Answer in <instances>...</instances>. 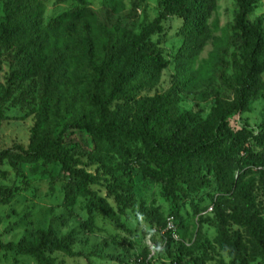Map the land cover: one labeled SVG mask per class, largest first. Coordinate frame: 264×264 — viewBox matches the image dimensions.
<instances>
[{
    "label": "rangeland",
    "instance_id": "374dc122",
    "mask_svg": "<svg viewBox=\"0 0 264 264\" xmlns=\"http://www.w3.org/2000/svg\"><path fill=\"white\" fill-rule=\"evenodd\" d=\"M12 0L0 1V15L5 16V5ZM44 9L46 27L61 26L50 40L48 51H63L66 57L67 80L61 86L70 100L86 103L89 85L81 82L83 48L78 37L66 30L70 24L80 28L84 23L92 24L99 56L103 57L106 38L103 33H140L152 23L165 8V0H35ZM81 12L79 16L76 13ZM238 0H217V9L209 20L210 38L193 61L179 67L177 55L183 45L182 22L178 18L164 21V31L152 37L171 65L162 73L160 84L145 90L124 103H135L147 97L163 94L177 87L180 104L177 112L183 115L198 113L208 121L217 107L218 100L233 99L234 92L223 82L226 76L234 83L235 64L243 63L241 47L244 41L238 30ZM264 19V0L255 6L250 22L258 17ZM0 64V108L4 111L0 128V153L11 150L15 167L8 159L0 157V239L5 243L32 241L40 229H50L59 239L70 240L73 255L55 252L50 257L58 264H135L138 256L143 264H195L199 259L204 264H264L257 258L247 227L243 225L236 208L241 202L238 195L232 198L219 192L215 174L204 168L200 178L205 187L190 197H182L179 208L168 197L163 184L145 178L134 166H128L114 176L92 186V190L106 198L119 213L116 222L91 205L90 198L76 196L69 204L67 185L69 179L62 173L59 164H43V161L26 163L19 158L18 147L28 149L33 129L45 101V79L43 74L28 81H12V75L23 68L26 59L16 49H2ZM264 80V73L262 75ZM67 105L66 101L63 104ZM117 104L114 105V107ZM65 107V106H64ZM66 118L59 127L51 124L49 135L56 140ZM232 129H248L254 135L264 131V92L251 103L248 111L237 113L228 119ZM46 124L43 125L45 130ZM64 147L81 158L88 171L102 173L96 163L95 145L92 136L85 130H68L63 138ZM248 147L254 155L264 150L255 142ZM114 159V165H119ZM247 173L243 185L249 188L254 202L255 214L264 222V166L253 157L243 162ZM124 177L133 188V203L129 209L119 212L110 196L109 184ZM232 201L236 205L227 204ZM242 213H246L241 203ZM179 212V214H178ZM157 213L166 220L161 227L152 222L150 216ZM158 216V217H159ZM231 241H240L241 261L234 260L216 243L220 226ZM171 224L174 225L171 228ZM0 264H39L31 256L15 252L0 251Z\"/></svg>",
    "mask_w": 264,
    "mask_h": 264
},
{
    "label": "trees",
    "instance_id": "16d2710c",
    "mask_svg": "<svg viewBox=\"0 0 264 264\" xmlns=\"http://www.w3.org/2000/svg\"><path fill=\"white\" fill-rule=\"evenodd\" d=\"M258 2L238 0L237 23L244 41L241 47L243 63L235 64L234 83L223 76L224 84L234 96L231 100H218L208 121H203L201 115L194 112L178 114L180 95L176 86L163 94L140 99L135 105L124 101L135 99L145 90L155 89L163 71L171 65L152 40L153 36L163 33V23L169 18H178L182 22L184 41L177 55L178 66L193 63L210 38L209 20L217 9V0H165L164 11L139 34L122 30L117 34L103 33L106 38L101 50L103 57L99 56L92 24L86 22L80 28L76 24L68 25L66 30L78 37L84 51L77 73L81 82L89 85L86 103L70 100L61 91L68 79L66 57L63 51H48L61 20L53 22L56 26L46 27L43 6L35 0L7 2L5 16L0 15V64L1 50L14 48L26 62L22 69L13 73L11 80L28 81L43 74L46 87L45 101L29 148L18 147L19 158L26 163L59 164L69 179V204L76 196L90 198L94 208L118 223L119 213L91 188L107 176L134 165L145 178L163 184L166 195L179 208L182 197L188 198L206 186L200 176L204 168H209L217 178L221 194L230 198L238 195L246 213H242L241 203L236 211L257 249L255 256L264 259V222L255 214L249 188L243 185L248 175L242 172L243 162L250 157L264 166V151L254 155L248 147L249 143L255 142L264 150V131L254 135L248 129L237 130L228 125L231 116L248 111L251 103L264 92V19L260 16L250 22ZM80 14L78 12L76 16ZM67 112H72V116L54 140L48 133L51 124L59 127ZM3 120L4 111L0 108V128ZM68 130H85L92 136L94 158L102 173L88 171L81 158L64 147L63 138ZM0 157L16 166L11 150L0 153ZM115 158L120 160L118 166L114 165ZM128 175L126 173L109 184L110 196L119 212L129 209L133 203L132 185L124 180ZM227 204L236 205L232 201ZM158 216L152 213L150 220L165 227L166 220ZM225 227L222 223L216 243L234 260L241 261L240 241L228 239ZM0 251L31 256L39 264H58L50 257L55 252L73 255L70 240L59 239L53 228L40 229L32 241L5 243L0 239ZM195 264L204 263L197 259Z\"/></svg>",
    "mask_w": 264,
    "mask_h": 264
},
{
    "label": "built area",
    "instance_id": "2783aa9c",
    "mask_svg": "<svg viewBox=\"0 0 264 264\" xmlns=\"http://www.w3.org/2000/svg\"><path fill=\"white\" fill-rule=\"evenodd\" d=\"M171 226V228H173L174 227V225L173 224H171L170 225ZM140 256H138L137 257V260H136V263L135 264H142L143 262H142V259L141 258H139Z\"/></svg>",
    "mask_w": 264,
    "mask_h": 264
}]
</instances>
